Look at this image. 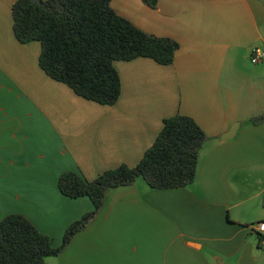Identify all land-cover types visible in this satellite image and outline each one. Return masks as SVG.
<instances>
[{
    "label": "crops",
    "instance_id": "0c3cea01",
    "mask_svg": "<svg viewBox=\"0 0 264 264\" xmlns=\"http://www.w3.org/2000/svg\"><path fill=\"white\" fill-rule=\"evenodd\" d=\"M0 0V221L26 217L55 247L93 210L71 199L60 176L94 180L134 167L167 118H193L208 139L195 181L154 190L141 178L109 189L103 208L46 264H264V0H112L151 35L179 43L172 65L117 61L121 97L104 106L76 95L40 67V42L20 43L12 6ZM237 126L235 135L225 139ZM260 236V237H259ZM236 258V262L233 261Z\"/></svg>",
    "mask_w": 264,
    "mask_h": 264
},
{
    "label": "trees",
    "instance_id": "16d2710c",
    "mask_svg": "<svg viewBox=\"0 0 264 264\" xmlns=\"http://www.w3.org/2000/svg\"><path fill=\"white\" fill-rule=\"evenodd\" d=\"M111 1L17 0L12 6L16 39L23 44H41V69L76 95L104 106L115 105L121 97L115 62L150 58L168 66L179 50L177 41L151 35L118 15ZM142 1L151 8L159 2ZM250 122L261 124L264 116ZM207 139L193 118L179 114L163 121L161 132L138 165H120L91 181L76 172L63 173L58 182L60 192L71 199L89 198L93 210L66 230L59 247L26 217L6 216L0 221V264H46L47 258L60 255L99 214L109 189L131 185L139 178L154 190L191 185Z\"/></svg>",
    "mask_w": 264,
    "mask_h": 264
},
{
    "label": "built area",
    "instance_id": "2783aa9c",
    "mask_svg": "<svg viewBox=\"0 0 264 264\" xmlns=\"http://www.w3.org/2000/svg\"><path fill=\"white\" fill-rule=\"evenodd\" d=\"M251 63L254 65L264 64V51L262 49H254L251 55ZM254 233L261 235V243L264 245V222H258L251 227Z\"/></svg>",
    "mask_w": 264,
    "mask_h": 264
},
{
    "label": "water",
    "instance_id": "95a60500",
    "mask_svg": "<svg viewBox=\"0 0 264 264\" xmlns=\"http://www.w3.org/2000/svg\"><path fill=\"white\" fill-rule=\"evenodd\" d=\"M236 130H237V126H235V127L230 131V133H229L226 137H224V138H225V139H230L231 137H233V136L235 135Z\"/></svg>",
    "mask_w": 264,
    "mask_h": 264
},
{
    "label": "rangeland",
    "instance_id": "374dc122",
    "mask_svg": "<svg viewBox=\"0 0 264 264\" xmlns=\"http://www.w3.org/2000/svg\"><path fill=\"white\" fill-rule=\"evenodd\" d=\"M236 258H237V257H233V258H232V259H233V261H235V262H236Z\"/></svg>",
    "mask_w": 264,
    "mask_h": 264
}]
</instances>
